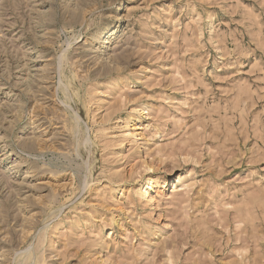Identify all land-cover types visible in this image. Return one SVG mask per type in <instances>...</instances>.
<instances>
[{"label":"rangeland","instance_id":"rangeland-1","mask_svg":"<svg viewBox=\"0 0 264 264\" xmlns=\"http://www.w3.org/2000/svg\"><path fill=\"white\" fill-rule=\"evenodd\" d=\"M32 254L264 264V0H0V264Z\"/></svg>","mask_w":264,"mask_h":264},{"label":"bare ground","instance_id":"bare-ground-1","mask_svg":"<svg viewBox=\"0 0 264 264\" xmlns=\"http://www.w3.org/2000/svg\"><path fill=\"white\" fill-rule=\"evenodd\" d=\"M87 9V8H86ZM84 13V12H83ZM36 110V109H35ZM34 117V116H33ZM40 140V139H39ZM38 143V142H37ZM39 144V143H38ZM147 190V189H146ZM28 232V231H27ZM31 232V231H30ZM25 235V234H24ZM23 235V236H24ZM26 235H27V233H26ZM26 238V237H25ZM24 238V239H25ZM25 258V257H24ZM28 259H27V264H33V262H34V264H39L38 262H37V260L35 259V261H34V255L32 254V255H30L29 257H27ZM40 258V257H39ZM26 261V260H25ZM40 262V261H39ZM42 262H44V260L42 261ZM23 264H25V263H23Z\"/></svg>","mask_w":264,"mask_h":264}]
</instances>
